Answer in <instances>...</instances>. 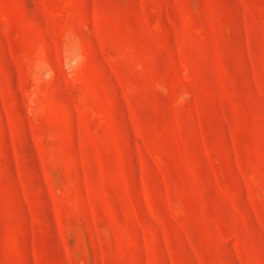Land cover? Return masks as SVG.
Returning <instances> with one entry per match:
<instances>
[{"label": "rangeland", "instance_id": "1", "mask_svg": "<svg viewBox=\"0 0 264 264\" xmlns=\"http://www.w3.org/2000/svg\"><path fill=\"white\" fill-rule=\"evenodd\" d=\"M0 264H264V0H0Z\"/></svg>", "mask_w": 264, "mask_h": 264}]
</instances>
